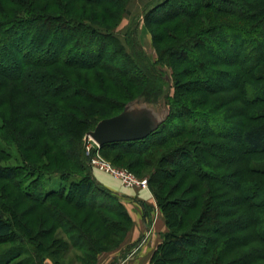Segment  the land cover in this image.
<instances>
[{
  "label": "trees",
  "instance_id": "trees-1",
  "mask_svg": "<svg viewBox=\"0 0 264 264\" xmlns=\"http://www.w3.org/2000/svg\"><path fill=\"white\" fill-rule=\"evenodd\" d=\"M126 1L0 0V108H14L7 117L0 109V117L4 127L17 121L11 124L20 146L46 160L22 157L33 178L17 188L12 183L17 194L7 199L14 204L0 207V244H10L0 252V264H96L98 254L118 246L132 225L119 196L84 162L81 145L98 121L136 99L109 109L115 99L101 86H122V74L134 76L145 84L143 101L154 104L171 82L161 67L145 62L137 40L130 39V53L112 32ZM217 1L157 0L148 9L143 19L157 26V63L171 67L176 90L165 96L168 116L143 140L100 146L103 153L143 159L158 155V147L184 130L197 139L203 133L214 137L198 149L192 138L159 153L158 161L183 172L177 183L193 180L183 199L173 197L181 186L168 187L170 177L153 181L166 231L148 264H264V162L251 163L257 154L264 159V111L251 112L264 103V0H239L241 6L223 0L233 8ZM114 59L125 66H114ZM186 74H198V89L184 90ZM217 77L226 84L214 88ZM220 92L231 93L214 97ZM198 103L210 112L225 107L229 126L213 127L214 115L192 110ZM177 116L182 125L174 122ZM199 116L203 127L197 126ZM170 126L171 132L159 135ZM178 152L187 163L171 159ZM17 169L0 165V180L12 182ZM48 176L67 183L47 190ZM75 194L88 200L74 202ZM20 204L26 207L19 211ZM172 249L176 255L168 253Z\"/></svg>",
  "mask_w": 264,
  "mask_h": 264
},
{
  "label": "rangeland",
  "instance_id": "rangeland-1",
  "mask_svg": "<svg viewBox=\"0 0 264 264\" xmlns=\"http://www.w3.org/2000/svg\"><path fill=\"white\" fill-rule=\"evenodd\" d=\"M193 0H185L186 3H190ZM235 3H237L238 6H241V4L239 3V0H234ZM223 5H227L228 7H234L235 5H229V2H226L223 0L217 1ZM158 2L157 0H127L125 3H123V5L125 4V6L123 7V13L121 15V19L120 22L112 29V32L114 33L115 36H117L119 38V40L123 43V45L127 48L128 52L131 53V49L129 47V42L130 39L133 37V39L137 40L140 44V54L142 57H145L146 59V63L148 64H153L156 65V67H161L163 69V71L165 72V74L169 75L171 82L169 84H166L164 86V91H165V95H161L157 102H154L153 105L156 106H162L163 104H165V96L168 99V97L173 96L176 93L175 87L173 86V75H172V69L169 66H164L163 64L157 63L158 62V56L156 54V50H155V45L156 42L154 41L153 38V34L155 33L154 31H156L157 26L155 24L152 23V21L147 22L145 19H143L144 14L148 11V9H150L152 6L156 5ZM83 4L81 3L80 6H82ZM190 7V5H189ZM81 8V7H79ZM90 8V7H89ZM82 9V8H81ZM97 12H102V7H98ZM235 13L238 14L239 11L235 10ZM242 15V14H239ZM236 23H239V21H237ZM242 23V22H241ZM95 24V23H94ZM132 34V35H131ZM214 36H210V38L207 39H211ZM82 45L85 46V41L83 40L82 43H80ZM88 46H93V45H89ZM38 53L42 52V49L38 48L37 49ZM111 63L114 66H125L124 63L118 61L117 59H114L113 61L111 60ZM118 67V68H119ZM188 67V66H187ZM198 74H186L184 77V80L186 81L187 85L185 87L184 90H187L188 88H195L198 89V85L196 81H193V79H195V76ZM215 76V75H214ZM72 77V75H71ZM74 77V76H73ZM202 77V76H201ZM204 77V76H203ZM75 79V77H74ZM122 86L118 85L115 83L114 84H110V85H106L104 84V86H101L102 89L107 88L108 90V96L110 95V97H112L113 99H115V102L112 101L110 103V106L108 107L109 109L116 107V105H118V103L121 101H126L130 98H142V100H145V98L143 96L140 95L141 91L144 88V85L142 82L138 81V80H134L136 79L134 76L129 78V76L127 75H121L119 77ZM218 83H223L224 85L226 84L227 81H224L223 79H219L218 77L216 78V81L213 84L214 88H218L219 85H217ZM192 83V84H191ZM223 85V86H224ZM72 89V88H71ZM97 90V88H95ZM231 92H220L217 93L216 96L214 97H224L225 95L230 94ZM197 95L196 97H198L199 94H195ZM19 99V98H18ZM22 100V98H21ZM159 104V105H158ZM193 105V104H192ZM1 110L4 111V117H7L8 115H10L11 111H13V107L11 105H5L2 106V108H0ZM225 107H217L216 109L214 108L213 110L208 111V109H206V106H201L199 103L195 104L194 106H192V110L193 111H202V112H210L212 115H214L216 117V123H212L211 125L213 127L218 126H225L228 124L226 122V117L225 115H222V112L224 111ZM257 111H264V103L261 104H257L254 105L251 108V112H257ZM116 112L115 110L112 111V113ZM208 114V113H207ZM188 115V114H187ZM195 117V116H194ZM3 118V117H2ZM0 117V135H3V137L1 138L0 136V165L1 166H5V167H19V169H17V176L16 178L12 181H4V180H0V207H2V209H4L5 211L8 210V205L10 206V204H14L10 199L8 200L7 197L12 196L14 197L17 194V190L15 188H17V184H19V186L21 184H23L25 182V180L27 181V184L29 185L31 182V176L27 175V171L25 170L24 167H22L23 164V155L26 154L27 156H29L31 159H33V162L35 163H40V161L45 162V158H41L40 155L35 156L34 154H36L34 151H26L23 149V147L20 146V141H21V136L19 135V133L14 132L13 130L16 129V125H17V121L15 120H11L10 125L7 126H3V119ZM174 122L177 123V125H182V119L181 117H174L173 118ZM196 122H197V126L203 127L204 126V122L202 121V118L199 116L196 118ZM16 124L14 127L12 124ZM226 123V124H225ZM188 125V123H186ZM229 126V124H228ZM227 126V127H228ZM230 126H234L233 124H230ZM13 128V130H12ZM223 128V127H222ZM7 132H4L3 130ZM172 131V126L165 128L161 134L159 135H164L168 132ZM2 133V134H1ZM199 139L195 138V134L190 133L189 131H185L182 133V135L179 138L176 139H171L168 142H165V145L163 144V146L158 147L157 151L158 155L156 156H152L149 155L145 158H141L137 155H133V154H127L124 156H119V154L117 153H113V155L108 154V153H103L102 151H100V147L99 149H96L93 144L91 143V141H89L87 139V137H82L81 141H82V148H83V155H84V162H86L92 171L95 173V175H97L96 173H98V177L97 178L94 174V177L97 179V181H99L101 184L104 185V183H102L100 180L102 178L104 179H108L110 181H113L114 184H118L119 188H126V189H141L138 186L134 185V186H124L121 183V180L118 177L112 176L108 173H104L99 169H96L94 160H97L96 158H101L107 162H109L112 166H114L116 169H121V170H126L130 173H132L135 177L137 178H145L147 180V188L151 195L152 198H154V195L151 191L152 185H153V181L155 180H162L165 179V177H170L169 180L167 181L166 185L168 187H170V185H174L175 183H177V181L180 179V177L182 176L183 172L179 169L178 166H176V164L174 163L173 166H167L166 165V161L161 159L158 161V157H159V153L160 152H164L167 149L171 148L172 146H177L180 145L179 142L182 141L183 139H195V144H193V148H199V143H201V141H206V140H214V137H210L209 135H205V133H203ZM19 139V140H18ZM218 139H216L217 141ZM233 145L232 147H237L236 144H231ZM235 149V148H234ZM217 152V150H216ZM234 153V152H233ZM175 156H173V158L171 157V159H180L181 163H187L188 159L186 157L181 156V154H179V152L176 154H174ZM115 156V157H112ZM262 157H260L259 154H257L256 156H253V159L251 161V163L255 166V165H260L264 162V159L261 160ZM160 159V158H159ZM187 160V161H186ZM213 161V159H210ZM174 161V160H173ZM172 162V160H171ZM131 163V164H129ZM170 163V162H168ZM167 163V164H168ZM61 165V164H60ZM53 166H59L57 164H53ZM160 168V169H159ZM165 169H167L168 171H164ZM158 170L157 174H155V172ZM155 171V172H154ZM173 171V172H172ZM164 172V173H163ZM172 172V173H171ZM22 173V174H20ZM27 175V176H26ZM164 175V177H163ZM27 177V178H26ZM190 180H193L192 178H187L186 182L183 183L182 185H180L179 183H177L175 186L180 185L181 187H177L176 192L174 193L173 197H180V199L186 198V193H183V189L189 184ZM12 183L15 184V188L14 185L12 186ZM67 182H65V180H62L56 176H48L45 178L44 184H45V188L47 190L50 189H56L59 187V185L61 186L62 184H66ZM107 187V186H106ZM80 200L82 201H86L88 199H85V197H82V199L80 197H78V195L75 194L73 201L74 202H78L80 203ZM155 201V200H154ZM28 204V203H26ZM26 204H20L18 206V210H22L24 207H26ZM125 207V206H124ZM145 207V205H144ZM155 207L159 210L161 216L164 219V216L160 210V208L158 207L157 203L155 202ZM145 213H146V208L144 209ZM133 227V220H132V225L130 227V229L128 230V232L126 233L124 239L120 242V244L116 247H114L112 250L109 251H105L104 253L101 252L98 254V259H99V263L98 264H117L118 261H120L123 257L125 258L126 256H131L133 254L134 255V259L131 258L132 260H130V263H125V264H139L140 263V259L139 256L141 248L136 249V246L140 245V244H145L146 240L143 239V237H139L138 239L134 240L133 242L129 239L128 235L131 232ZM128 237V238H127ZM162 239V236H161ZM138 243V244H137ZM10 244H0V252L5 249L7 246H9ZM135 252V253H134ZM168 253H175L176 252L172 249L170 251H168ZM174 255V254H173ZM22 256H20L17 259H20ZM151 256L149 257V261H150ZM113 261V262H112ZM120 263V262H119ZM118 263V264H119ZM149 263V262H148ZM45 264H52V262L50 261V259H47L45 261Z\"/></svg>",
  "mask_w": 264,
  "mask_h": 264
},
{
  "label": "water",
  "instance_id": "water-1",
  "mask_svg": "<svg viewBox=\"0 0 264 264\" xmlns=\"http://www.w3.org/2000/svg\"><path fill=\"white\" fill-rule=\"evenodd\" d=\"M167 116L168 109L165 104L156 106L137 98L127 102L118 114L98 121L86 136L99 146L112 142L143 140L154 132Z\"/></svg>",
  "mask_w": 264,
  "mask_h": 264
},
{
  "label": "crops",
  "instance_id": "crops-1",
  "mask_svg": "<svg viewBox=\"0 0 264 264\" xmlns=\"http://www.w3.org/2000/svg\"><path fill=\"white\" fill-rule=\"evenodd\" d=\"M93 174L95 175L94 171ZM96 174L97 175L95 176L99 178V174ZM100 181L119 196L127 212L131 216V219L133 220V227L128 235L129 239L133 242L140 236H144L143 239L146 240L145 244L136 246L135 250L138 248H141L142 250L140 251L141 255L139 258L141 259L139 264H148L149 257L160 243L162 234L166 231L164 219L159 210L155 207V201L152 198L150 191L148 189H120L118 184H114L113 181L104 178ZM145 208L147 209L146 213L144 210ZM134 255L135 254L131 256L128 255L125 258L123 257L120 261H118V263H130V260H132L131 258L134 259ZM98 263L99 259H97L96 264Z\"/></svg>",
  "mask_w": 264,
  "mask_h": 264
},
{
  "label": "built area",
  "instance_id": "built-area-1",
  "mask_svg": "<svg viewBox=\"0 0 264 264\" xmlns=\"http://www.w3.org/2000/svg\"><path fill=\"white\" fill-rule=\"evenodd\" d=\"M89 141L93 144V146L96 149H99V145L93 141L89 136H86ZM97 160H94L96 169L101 170L104 173H108L112 176L118 177L121 180V183L124 186H138L141 189H146L147 188V180L145 178H137L135 177L132 173L126 171V170H121V169H116L114 166H112L109 162L101 159V158H96Z\"/></svg>",
  "mask_w": 264,
  "mask_h": 264
}]
</instances>
